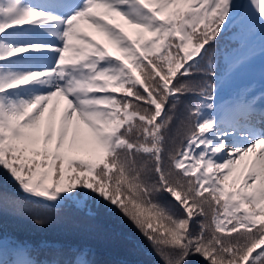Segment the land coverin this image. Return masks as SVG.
<instances>
[{"label":"snow or ice","instance_id":"obj_1","mask_svg":"<svg viewBox=\"0 0 264 264\" xmlns=\"http://www.w3.org/2000/svg\"><path fill=\"white\" fill-rule=\"evenodd\" d=\"M0 169V220L112 206L163 264H264V0H0ZM0 264L97 261L0 225Z\"/></svg>","mask_w":264,"mask_h":264},{"label":"trees","instance_id":"obj_2","mask_svg":"<svg viewBox=\"0 0 264 264\" xmlns=\"http://www.w3.org/2000/svg\"><path fill=\"white\" fill-rule=\"evenodd\" d=\"M227 37L221 39V50ZM6 173L0 169V181ZM5 187H10L5 183ZM76 213H65L64 218L48 226H38L25 217L4 216L0 220L3 230L21 240L34 244L87 245L95 255L97 264H163L149 242L112 206L96 214L91 229L72 227L80 223ZM186 264H204L198 255H190Z\"/></svg>","mask_w":264,"mask_h":264},{"label":"rangeland","instance_id":"obj_3","mask_svg":"<svg viewBox=\"0 0 264 264\" xmlns=\"http://www.w3.org/2000/svg\"><path fill=\"white\" fill-rule=\"evenodd\" d=\"M90 35H92L93 38H96L94 33L90 32ZM243 79H244V78L241 79L240 83H243Z\"/></svg>","mask_w":264,"mask_h":264}]
</instances>
